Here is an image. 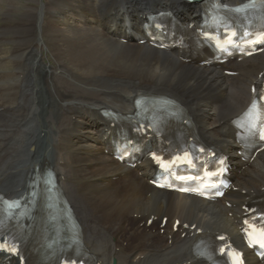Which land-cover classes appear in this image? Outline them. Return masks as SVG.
<instances>
[{
    "label": "bare ground",
    "instance_id": "6f19581e",
    "mask_svg": "<svg viewBox=\"0 0 264 264\" xmlns=\"http://www.w3.org/2000/svg\"><path fill=\"white\" fill-rule=\"evenodd\" d=\"M34 1L0 0V12L8 16V26L0 32V190L22 194L28 188L26 181L17 180L22 168L27 175L35 167L40 172L50 167L81 225L83 246L106 264L113 259L118 264H200L192 238L182 239L167 228L163 233L158 226L162 217L168 216V225L178 218L237 235L235 221L242 210L155 189L146 178L147 164L128 170L107 156L103 146L110 119L102 109L129 114L140 95L166 96L192 116L204 138L230 149L223 130L248 103L249 83L264 68V53L241 64L243 74L231 79L216 68L113 37L125 16L140 21L145 11L169 8L193 20L207 2L46 0L54 6L45 9L40 31L43 8ZM55 13H64V19L57 21ZM66 17H82L85 25L72 27ZM4 44L13 47L4 49ZM47 49L54 55L50 65L44 64ZM65 76L74 85L61 79ZM15 133L25 137L11 142ZM32 146L35 150L29 152ZM236 185L241 191L231 193L233 203L264 187V152ZM151 217L158 227L146 226Z\"/></svg>",
    "mask_w": 264,
    "mask_h": 264
},
{
    "label": "rangeland",
    "instance_id": "374dc122",
    "mask_svg": "<svg viewBox=\"0 0 264 264\" xmlns=\"http://www.w3.org/2000/svg\"><path fill=\"white\" fill-rule=\"evenodd\" d=\"M35 1L34 0H23V3L24 4H26V3H28V4H35L34 3ZM39 6H41L43 9H42V12L40 13V16H39V19H38V26H39V28L41 29L40 31H42V30H44L43 29V27L42 26H44V24H45V20H46V15H45V9L46 8H48V9H52L53 8V3H49L48 1H46V0H39ZM44 6V7H43ZM60 8H66V7H64V6H60ZM65 10V9H64ZM63 10V11H64ZM44 11V12H43ZM62 11V12H63ZM61 12V11H60ZM64 13H55V15H54V19H56L57 21H62L63 19H64V15H63ZM7 15L5 14V13H3V12H0V32L1 31H4L5 29H6V27L8 26V22H7ZM60 19V20H59ZM62 19V20H61ZM66 20H67V17H66ZM70 20V23H72V27H76V28H82V27H84V25H85V22H83L82 21V18H80V17H75V18H73L72 20L71 19H69V17H68V20L67 21H69ZM41 26V27H40ZM63 28H65V27H67L65 24H62L61 25ZM0 39H3V37H1V34H0ZM13 47V45L12 44H4L3 45V48L4 49H7V48H12ZM47 54V55H46ZM45 61H44V64H46V65H50V63L51 64H53V63H55L54 62V55H53V53H51V51H49L48 49L45 51ZM32 77H33V74L31 73L30 74V81L32 80ZM61 79H65V80H68L67 79V76H65V78H62L61 77ZM68 82H70V83H68V84H70V85H74V82H71L70 80H68ZM60 87H62V88H65V86H60ZM22 106V105H21ZM21 106H18V108H16V109H18V110H21L20 108H21ZM7 117H3V119H6ZM77 119H75V117L73 118V122L75 123V121H76ZM25 137V134H22V135H16V133L14 134V135H12L10 138H11V142H15V143H19L20 142V139H23ZM33 147V148H32ZM31 148H29L28 149V151L29 152H33L34 150H35V146H32Z\"/></svg>",
    "mask_w": 264,
    "mask_h": 264
},
{
    "label": "snow or ice",
    "instance_id": "6c2138e0",
    "mask_svg": "<svg viewBox=\"0 0 264 264\" xmlns=\"http://www.w3.org/2000/svg\"><path fill=\"white\" fill-rule=\"evenodd\" d=\"M12 251H15V249H12Z\"/></svg>",
    "mask_w": 264,
    "mask_h": 264
}]
</instances>
